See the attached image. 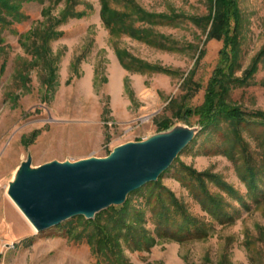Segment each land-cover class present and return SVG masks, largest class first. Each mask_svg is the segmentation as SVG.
<instances>
[{"label":"rangeland","instance_id":"374dc122","mask_svg":"<svg viewBox=\"0 0 264 264\" xmlns=\"http://www.w3.org/2000/svg\"><path fill=\"white\" fill-rule=\"evenodd\" d=\"M66 3L25 0V18L0 24V264H110L114 255L105 251L108 259L94 250L96 225L107 234L113 229L131 264H264V180L256 198L242 178L249 163L245 144L254 162L264 163V127L233 128L222 120L206 128L196 109L224 41L208 38L204 26L188 17L207 14L210 1L109 0L118 14L109 25L102 0H82L77 9L83 14L58 24L61 34L48 41V64L31 48L42 43L40 35L28 32L43 28L45 18L60 15ZM237 4L241 52L235 75L242 77L264 47V0ZM138 7L180 16L141 19L134 14ZM133 57L158 68L139 67ZM227 100L264 111V56ZM177 125L197 129L192 141L158 179L114 204H125L128 227L116 223L108 206L91 217L93 223L76 215L39 231L10 197V182L29 156L33 166L107 156L120 144ZM209 193L217 199L208 200ZM217 202L230 217L213 213ZM164 206L170 217L161 224Z\"/></svg>","mask_w":264,"mask_h":264},{"label":"water","instance_id":"95a60500","mask_svg":"<svg viewBox=\"0 0 264 264\" xmlns=\"http://www.w3.org/2000/svg\"><path fill=\"white\" fill-rule=\"evenodd\" d=\"M196 130L177 125L145 140L120 144L107 156L54 159L37 166L29 156L8 192L39 231L76 215L91 218L158 179L192 141Z\"/></svg>","mask_w":264,"mask_h":264},{"label":"trees","instance_id":"16d2710c","mask_svg":"<svg viewBox=\"0 0 264 264\" xmlns=\"http://www.w3.org/2000/svg\"><path fill=\"white\" fill-rule=\"evenodd\" d=\"M25 0H0V24L5 26L7 24L13 23L14 21H20L25 18L24 13L22 12L21 8ZM82 0H67V3L63 10L61 11L60 15L58 16H49L45 18V22L43 23V28H31L28 33L36 35H40L41 42L37 46L32 45V50L36 53V57H43L46 62L49 64L52 59L47 57L43 54V51L48 50V41L52 38L61 34V31L56 29V26L61 22H64L71 16H80L83 14V11L77 9V5ZM210 7L209 12L204 15H192L188 18L194 21L195 23L201 24L204 26L205 30L207 31V37H216L223 39L224 45L220 50V63L216 67L214 71V75L210 79L209 86L207 88V93L203 104L197 107V111L200 112L202 115V124L204 127L208 128L211 126H216L222 120H229L232 124L233 128L236 125L240 126L241 124L247 123H254L264 127V111H246L244 110L241 105L238 104H231L227 100V93L228 91L235 86L236 84H247L249 78L252 76L255 64L261 60V56H264V47L260 51V53L256 56L253 67H249L245 71V75L242 77L235 75L236 70V61L239 57L241 52V40H240V20L241 14L240 9L237 4V0H209ZM102 16L104 20L111 25L113 22L112 17H116L117 12L114 8L110 7L109 0H102ZM136 16L140 17L141 19L150 18L152 20L159 18H166L167 20H171L172 18H176L180 15H172L166 13H149L141 7H138L136 11H134ZM41 25V24H40ZM113 25V24H112ZM209 27V28H208ZM25 35V34H24ZM22 35V36H24ZM3 38L0 36V41ZM49 58L47 60V58ZM137 66L142 67H149V68H158L156 65H152L150 63H146L141 59L133 57L132 60ZM140 64V65H139ZM55 79L54 75L51 74L49 77V82H53ZM236 139L243 142L241 139V133L239 131H235ZM248 146L244 145V152L248 154L247 161L248 167L242 174V178L246 181L249 191L252 192L256 198H259L263 194V189L261 188L260 184L264 180V163L257 165L254 162V156L249 153L247 150ZM257 166V167H256ZM223 186L226 188L228 192H233L234 189L227 182H222ZM140 188V187H139ZM139 188L133 190L136 191ZM132 191V192H133ZM208 200L217 199V195H210L209 193ZM213 203V202H212ZM176 205V204H174ZM214 206H218L217 208H211L213 213L217 215L219 218H226L230 217V215L225 216L224 213V205L220 203H214ZM126 206L123 204L122 206L110 205L105 210H111L113 218L115 219L116 223L124 222V226L128 227L130 224L127 223V218L125 216V209ZM165 208V206H164ZM166 211L162 212L164 218L159 221L162 224L163 220L167 221L170 217L167 213L168 209L165 208ZM166 213V214H165ZM168 214V215H167ZM186 216V215H185ZM79 217H83L79 215ZM191 222V219L185 218ZM89 223H93L95 219H87ZM116 225V224H115ZM117 226V225H116ZM97 229L99 230V237H98V245L94 248L96 252L99 254L104 253L107 251L110 255H114V261L110 259V264H131L128 258L125 256L123 249L119 242L117 241V235L112 234L113 229L109 231L107 234V230H103L101 225H96ZM116 228L114 227V230ZM199 233L201 229L198 227ZM89 238L93 236V234H87ZM106 249V250H105ZM101 252V253H100ZM106 252L103 254L109 259V256Z\"/></svg>","mask_w":264,"mask_h":264},{"label":"bare ground","instance_id":"6f19581e","mask_svg":"<svg viewBox=\"0 0 264 264\" xmlns=\"http://www.w3.org/2000/svg\"><path fill=\"white\" fill-rule=\"evenodd\" d=\"M11 197V196H10ZM12 198V197H11ZM12 200H13V202L17 205V203L14 201V199L12 198ZM18 206V205H17ZM19 207V206H18ZM19 209H21L20 207H19ZM24 213V212H23ZM25 214V213H24ZM26 216V215H25ZM27 217V216H26ZM27 219H28V217H27ZM29 220V219H28ZM30 221V220H29ZM31 222V221H30ZM31 224H33L32 222H31ZM33 226L36 228V226L33 224ZM37 229V228H36Z\"/></svg>","mask_w":264,"mask_h":264}]
</instances>
